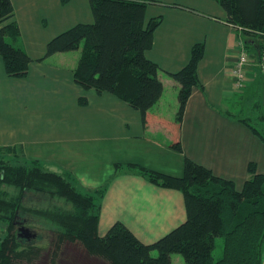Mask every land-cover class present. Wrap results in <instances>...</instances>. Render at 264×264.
<instances>
[{
  "label": "crops",
  "instance_id": "obj_1",
  "mask_svg": "<svg viewBox=\"0 0 264 264\" xmlns=\"http://www.w3.org/2000/svg\"><path fill=\"white\" fill-rule=\"evenodd\" d=\"M10 1L20 31L14 44L30 61L24 76L12 77L0 56V148H15L22 163L70 175L85 191L102 188L100 235L121 221L152 243L185 220L183 193L151 182L135 166L181 176L188 157L237 188L250 177V163L264 172V142L233 110L252 99L264 117V71L250 47L245 87L235 89L231 70L241 35L217 0H147L145 20L160 16V22L146 55L159 66L163 90L146 123L128 101L74 80L81 47L45 56L53 36L93 21L89 0ZM196 43L202 45L198 84L178 124L179 84L171 73L186 64ZM177 138L182 152L169 147ZM261 259L264 264V239Z\"/></svg>",
  "mask_w": 264,
  "mask_h": 264
},
{
  "label": "trees",
  "instance_id": "obj_2",
  "mask_svg": "<svg viewBox=\"0 0 264 264\" xmlns=\"http://www.w3.org/2000/svg\"><path fill=\"white\" fill-rule=\"evenodd\" d=\"M89 1L93 21L76 23L53 36L46 43L45 56L81 47L74 80L85 89L107 91L128 101L146 123L163 90L159 66L146 55L160 16L145 20L147 0ZM217 1L246 48L260 52L264 47V0ZM19 35L11 1L0 0V56L12 77L24 76L30 61L26 51L14 44ZM201 55V43L194 44L186 64L171 73L179 84L174 116L178 124L192 88L198 84ZM251 100H247L248 113L236 117L264 142V117L257 104L251 107ZM169 147L183 151L179 138ZM0 149L15 151L14 163L0 166V264H34L40 256L43 247L31 241L32 237L20 236V227L50 231L52 249L47 264H56L62 244L74 242L104 264H172V253L181 254L185 264H262L264 172H256L253 163L248 165L250 177L240 188L188 157L181 176L135 166L151 182L179 189L186 212L179 225L152 243H144L121 221H115L103 235L98 233L102 188L85 191L68 174L46 170L37 161L22 163L15 148ZM3 185L13 190L9 192ZM40 195L64 206L50 201L46 203L50 206L38 208L26 203ZM217 238L222 239V247L215 258Z\"/></svg>",
  "mask_w": 264,
  "mask_h": 264
},
{
  "label": "rangeland",
  "instance_id": "obj_3",
  "mask_svg": "<svg viewBox=\"0 0 264 264\" xmlns=\"http://www.w3.org/2000/svg\"><path fill=\"white\" fill-rule=\"evenodd\" d=\"M263 49H264V47H263ZM255 104L256 103L253 102L251 104V107H254ZM233 110H235L234 113L237 115L238 114L239 115H246L248 113V103L239 104L237 107L235 105L233 107ZM258 112L261 113V111L259 109H258ZM14 158H15V151H13L11 149L10 150L0 149V166L6 165L8 162L14 163L13 162ZM2 188L9 190V192L13 190V188L5 186V185H3ZM45 198L46 197H43L40 195L39 197H36L32 200H28V201L26 200V203L27 204H33L34 206L40 208L41 204H42V206L47 207V206H50V204L48 205L46 203H49L51 201L50 203L52 204L54 202V200L49 201L48 199H45ZM54 203L61 204L64 206V204L61 201L55 200ZM2 227L5 228V225ZM33 229H34V232L37 234L34 235V237L30 238V240L43 247V250H42L40 256L38 257V259L36 260V262L34 264H47V262L49 260V252L52 249V246L50 244V240H51L52 235H51L50 231L46 230V229H41V228H38L37 230L35 228H33ZM40 234H41V236H40ZM216 243H217L216 247L213 250V256L215 258H218L221 255L222 239L217 238ZM171 263L172 264H185L182 255L179 253H172L171 254ZM56 264H104V262L98 257H94V256L89 255L86 252V250H84V248L80 245V243L74 242V243H65L64 245L63 244L61 245V250L58 253V258H57Z\"/></svg>",
  "mask_w": 264,
  "mask_h": 264
},
{
  "label": "built area",
  "instance_id": "obj_4",
  "mask_svg": "<svg viewBox=\"0 0 264 264\" xmlns=\"http://www.w3.org/2000/svg\"><path fill=\"white\" fill-rule=\"evenodd\" d=\"M240 29V28H239ZM237 59L231 70L233 85L235 89L240 90L246 84V68L252 62L251 54L246 48V44L241 37L236 42ZM259 53V54H258ZM256 53L255 62L260 71H264V49ZM254 62V63H255Z\"/></svg>",
  "mask_w": 264,
  "mask_h": 264
},
{
  "label": "water",
  "instance_id": "obj_5",
  "mask_svg": "<svg viewBox=\"0 0 264 264\" xmlns=\"http://www.w3.org/2000/svg\"><path fill=\"white\" fill-rule=\"evenodd\" d=\"M19 235L23 236L25 238H30V237H34V233L31 232L28 228L25 227H20L19 228Z\"/></svg>",
  "mask_w": 264,
  "mask_h": 264
}]
</instances>
